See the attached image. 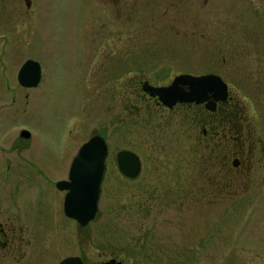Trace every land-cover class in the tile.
<instances>
[{"label":"rangeland","instance_id":"rangeland-1","mask_svg":"<svg viewBox=\"0 0 264 264\" xmlns=\"http://www.w3.org/2000/svg\"><path fill=\"white\" fill-rule=\"evenodd\" d=\"M29 1L30 9L25 0H0L1 176L6 175L8 161L18 168V176L26 175L22 173L28 169L21 160L28 158L33 150L39 152V158L49 152L50 164H55V157L61 156L58 159L67 165L77 147L93 130L97 131L111 146L110 168L99 208L104 213L113 212L116 221L111 232L99 229L100 249L103 241H111L115 253L123 258V252L129 248L125 264H264V158L258 164L247 199L227 198L224 210L210 212L208 246L198 241L204 225L195 222L186 230L173 229L174 234L168 231V235L176 237L171 243L172 239L166 242L173 245L171 248L162 246L145 251L140 242L138 219L125 223L124 212L139 197L126 196L121 189L126 181L117 166L116 154L130 150L139 158L142 155L150 160L142 143L146 135H154L156 130L145 125L139 104L116 106L106 100L107 93L120 96L121 83L132 87L133 82L129 81L141 73H114L110 82V74L104 69L97 74L87 73L84 80L80 47L87 18L95 11L93 23L99 42H107L108 34L113 32L116 48H125L128 36L132 49L138 48L139 43L142 45L139 48L143 51L134 59L122 58L121 64L156 66L155 75L161 81L181 72L222 77L246 117L245 124L262 145L258 147L259 161L264 155V0H126L131 6L127 27L117 14L118 9L115 19H110L111 0ZM86 31L91 32L90 28ZM139 33L145 35L140 37L143 41H138ZM105 54L98 64L107 65ZM28 60L38 62L42 68L44 79L34 89L22 88L18 82V74ZM91 80L95 82L89 83ZM86 92L89 96L96 94L98 102L90 99L83 102ZM75 119H79V126ZM72 122L77 126L76 137L71 141L75 149H67L65 154L59 148L60 140L66 137V126ZM24 129L31 132L34 142L29 152L19 157L8 150ZM157 134L165 138L163 133ZM79 136L83 139L78 140ZM173 142L178 146L184 143L169 141ZM25 193L19 192L20 203L28 199ZM156 252L162 254L160 261L152 259ZM204 255L209 259H204ZM146 256L151 259L146 260ZM170 256L175 258H167Z\"/></svg>","mask_w":264,"mask_h":264},{"label":"flooded vegetation","instance_id":"flooded-vegetation-1","mask_svg":"<svg viewBox=\"0 0 264 264\" xmlns=\"http://www.w3.org/2000/svg\"><path fill=\"white\" fill-rule=\"evenodd\" d=\"M25 4L28 9L31 8L29 0H25ZM108 4L110 19H115L114 15L118 9L117 14L122 16L127 27L131 10L127 1L111 0ZM118 4L121 6L117 7ZM96 15L95 11L90 14L84 32L81 33V41H84L80 44L83 49L84 80L87 73L97 74L104 69L110 74L108 75L110 82H113L114 73L125 74L134 71L141 73L134 77V80L129 81L133 82L132 87L126 86L125 82L121 83L120 96L117 94L118 97H115L112 93H107L106 100L116 106L139 104L145 125L150 130H156L153 131L154 135L149 133L144 137L142 146L151 159H144L140 155L139 176L132 179L120 172L123 181L127 182L121 187L126 196L137 194L139 197L138 202L124 212L125 223L135 222V217L138 219L140 242L145 251L147 248L151 250L162 246L171 248L173 245H168L166 242L172 239L171 243L176 237L168 235V231L174 234L173 229L186 230L195 222L204 225L205 229L201 238L198 237V241H201L203 246H208L210 212L224 210L227 198H239L240 201L247 199V191L252 189L251 185H254L256 179L254 174L259 170L258 164L263 162L264 155H261V158L259 157L261 160L258 161L257 154L258 147L262 145L258 144L253 131L245 124L246 117L243 116V111L230 90L225 100L211 97L206 103H178L173 108L165 106L158 97L152 96L147 90L170 87L177 77L184 75L203 77L216 74L181 72L161 81L162 79L155 75L156 66L121 64L122 58L134 59L143 51L139 48L142 45L139 43L138 48L132 49L128 36L127 41L130 44L126 43L123 49L116 48L113 32L108 34L107 42H99L93 23ZM89 28L91 32L85 33ZM137 35L138 41L144 40L140 37L145 35L141 33ZM88 40L89 43L86 42ZM105 52L107 65L98 64L99 59L104 58ZM117 52L119 53L116 56L122 55L115 59ZM123 52L126 54L124 55ZM147 68L151 69L147 70ZM142 73H150V75L146 76ZM94 82V80L89 81V83ZM89 83H85L86 91ZM112 86L110 84V87ZM129 88H132V91ZM89 95V92L85 93L83 102H86L85 99L98 102L96 94ZM77 120L75 119V123L79 126ZM73 123L66 126V137L60 140L59 148L65 154L67 149H75L71 141L76 137L77 126ZM25 132L30 134L29 138H25ZM157 132L163 133L165 138ZM83 136H79L78 140H82ZM88 136L87 140L77 147L76 153L67 165L59 160L61 156H56L55 164H50L49 152H44L43 158H39V152L33 150L28 158L21 160V164L28 169L22 173L26 175L18 176V168L14 167L13 162L8 161L5 168L6 175L0 174V264H125L126 259H129L127 258L130 254L129 248L123 252L122 258L121 254L115 253L111 241H103L100 244L101 249L99 248V229L104 233L108 230L111 232V228L116 225L115 217L111 214L113 212L104 213L99 208L95 219L84 226L67 215L66 200L70 191L62 190L60 185L63 182H70L75 157L96 137L105 140L109 154L101 185L99 207L105 191L111 146L105 136L97 131L93 130ZM170 140L176 142L183 140L184 143L178 146L174 142L170 144ZM32 141L31 132L24 129L8 152L16 153L21 157L32 148ZM122 151L130 150L117 152L118 168L117 155ZM2 152L3 149L0 148V165ZM165 152L172 154L164 155ZM176 156L180 159L176 160ZM260 171H263V166ZM135 182L138 185L133 184ZM19 192H26L24 195H27L28 199L20 203ZM212 206L215 207L211 208ZM101 236L104 238L103 234ZM106 238L108 239L109 236ZM154 254L152 259L160 261L162 254L157 252ZM206 258L209 259V256L204 255V259ZM150 259L146 256V260Z\"/></svg>","mask_w":264,"mask_h":264},{"label":"water","instance_id":"water-1","mask_svg":"<svg viewBox=\"0 0 264 264\" xmlns=\"http://www.w3.org/2000/svg\"><path fill=\"white\" fill-rule=\"evenodd\" d=\"M18 81L23 88H37L42 81L41 65L34 60H28L18 74ZM147 91L170 108L178 103H206L211 97L225 100L229 95L228 85L216 75H184L177 77L170 87L152 88ZM24 136L29 138L30 134L25 132ZM108 155L105 140L101 137L94 138L75 157L70 182L60 185L62 190L70 191L66 200L68 217L76 219L83 226L93 221L99 212L101 185ZM117 161L124 176L132 179L139 176L141 163L138 155L122 151L117 155Z\"/></svg>","mask_w":264,"mask_h":264}]
</instances>
